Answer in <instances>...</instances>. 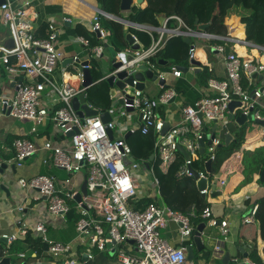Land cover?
Instances as JSON below:
<instances>
[{
	"label": "built area",
	"instance_id": "2783aa9c",
	"mask_svg": "<svg viewBox=\"0 0 264 264\" xmlns=\"http://www.w3.org/2000/svg\"><path fill=\"white\" fill-rule=\"evenodd\" d=\"M34 2L35 0H5L0 6V28H10L16 42V49L13 51L0 48V65L8 75L16 78L15 87L18 88L13 97L0 94V120L9 116L20 121H30L34 125L32 133H37L39 126L52 120L56 133L65 136L73 133L67 144H56L52 140L44 143L42 149L51 152V159L44 163H51L69 175L64 182L68 188L71 184L70 177L87 166V196L83 197L81 202H76L78 193L68 189L64 197L63 191L57 189L55 176L38 175L29 180L21 179L20 188L24 191L36 192L40 199H46L47 215L50 218H67L72 210L68 200L75 201L76 209L80 214V219L76 223L78 237L88 240L89 245L100 252L115 250L122 264H187L186 248L171 246L161 237V231L170 224H175L179 227L182 241H190L197 229L192 222L195 218L204 220V223L210 227L218 228L221 237L226 240L230 233L229 223L222 220L221 225H217L218 220L213 216L211 201H208V206L200 216L197 215L195 208L186 215L171 207L159 206L155 202L149 203L144 209H135L132 206V201L140 198L141 184H143L141 179L147 181L148 171L153 181V189L155 188L154 197L159 194V180L155 175L154 166H150L147 171L146 162L133 160L132 148L125 138L130 128L127 123H120L119 120L131 121L134 113L139 115L141 118L139 131L142 135L154 134L156 138L154 158L158 162L159 169L165 174L171 173L181 161L176 176L194 179L192 165L197 161H203L204 167L201 171H196L198 178L195 181L197 184L202 180L206 181V188L200 190V195L208 200L213 194L211 187L216 182L206 165L209 162L213 164L217 160L218 149L223 145L222 138L217 132L221 133L240 115H244L247 121L251 122L264 120L260 114V101L264 97V92L255 90L250 94L241 83L245 76L251 87L254 79L264 74V64L259 59L244 57L237 52L236 47L240 43L237 37L232 36L231 26L228 27L227 36H218L205 31L195 32L186 27L178 17H173L179 23L177 29H169L168 21L157 29L129 22L127 23L129 29L145 32L151 37L155 33L158 38H153L152 45L147 49L133 50L132 47H127L115 50L116 62H122L123 54L131 56L132 60L123 63L119 69L108 67L97 81L93 77L94 82H97L95 85L106 83L108 78L117 76L121 72L133 77L143 65L148 71L153 72L158 80L165 81V85H161L162 93L158 97H149L145 91L136 89L139 81L134 80L132 85L117 90L115 98L118 102L108 109L107 113L111 116L108 123L102 121L104 112L88 103L89 108L97 111L98 115L81 117L74 109L72 101L82 94L87 99V91L91 88L82 86L83 70L89 69L92 72L103 66L104 54L112 45L109 41L111 31L104 25L103 19L114 18L99 9L94 12L90 21V30L98 44L92 45L91 41L83 36L75 38L91 58L87 66L75 69L74 76L80 82V86L77 87L67 80L60 81L56 78L60 65L66 59L59 38L60 33L50 27L52 32L48 38L35 36L40 13L35 8ZM186 36L225 42L224 45L217 46L216 50L224 54L227 79L223 81L209 79L203 90V96L194 105L183 108L182 122L170 126L169 130L163 133L166 120L162 117L160 108L179 97L178 92L171 85L167 86V82L171 78L181 79L184 74L176 67L170 72L163 71L160 68L158 55L169 39ZM133 38L134 45H139L138 39L135 36ZM228 44L234 45V49L226 54ZM244 44L251 46V43L246 41ZM196 53V46L191 45L190 61H195ZM73 61L77 62L79 58L74 57ZM20 77H24L21 84L18 81ZM234 101L241 103L236 115L232 114L229 108ZM206 124L217 125L214 139H207L210 134L206 131ZM115 129H118L120 136L111 140L108 131L114 132ZM203 141H206L205 152L201 155L200 143ZM208 141L211 144H208ZM12 146L15 153L13 163L18 168L41 149L24 137L14 140ZM181 147L188 153L189 158L182 154ZM127 161L132 164L127 166ZM1 163L3 161L0 160V165ZM219 184L224 186L225 182L221 181ZM24 210V207L18 209L21 217H24ZM256 212L257 207L251 211L249 217L244 218V223H254ZM21 233L26 235V229ZM35 233L48 245L55 264H76L75 260L70 259L73 255L72 246L50 241L43 223L36 226ZM17 237V235L3 236L9 243L16 241ZM130 244L135 246L137 253L132 252ZM221 250L222 247L218 245L214 252L218 254ZM88 258L92 259L93 256L89 254ZM246 264L255 263L248 260Z\"/></svg>",
	"mask_w": 264,
	"mask_h": 264
},
{
	"label": "crops",
	"instance_id": "0c3cea01",
	"mask_svg": "<svg viewBox=\"0 0 264 264\" xmlns=\"http://www.w3.org/2000/svg\"><path fill=\"white\" fill-rule=\"evenodd\" d=\"M34 5L40 13L38 28L49 25L54 30H58L60 42L66 54L65 60L72 61V63L68 62L66 66L60 65L56 78L60 81L63 79L67 80L74 86H80L79 80L74 76L76 73L75 69L80 66L73 59L74 57H78L81 62H89L91 58L89 53L75 41V38L83 36L89 39L92 45L98 44L96 37L91 33L90 21L94 12L97 9H101L99 0H35ZM145 5L146 2L138 7H144ZM122 14L127 17L129 13ZM113 17L112 21L114 23H111V28L115 31V35L119 40H124L123 48H131L127 41V36L132 35L138 39L140 48L144 49V45L140 40V34L145 32L133 29H131L132 32H129L130 29L127 26L128 20ZM161 17L166 16L161 15L158 17L159 27H162L164 23V20L161 21ZM166 18L169 22V18ZM226 25L233 28L231 30L232 36L239 39L240 44L236 47L237 52L244 57L250 56L254 59H259L264 64V47L253 43H251V46L244 44V41H248L246 40L245 26L242 24L241 18L236 15L231 16L226 20ZM168 28L177 29L179 28V23L177 27ZM200 31L202 30L199 27L195 32ZM151 38L153 42L154 37ZM157 38L158 35L154 39ZM111 40L112 38L109 40L112 44ZM191 40L192 45L197 48L195 61L199 62L200 66L191 65L189 72L187 74L183 73L184 76L181 79L171 78L167 82V86L171 85L179 94V97L175 101L160 108L162 117L170 126H175L182 122L183 108L187 105H194L203 96V90L206 88L209 79L214 78L219 81L227 79L224 54L216 50L217 46L224 45L225 42L199 37H192ZM112 45L111 49L118 50L115 46L112 47ZM233 49L234 45H226V54L232 52ZM110 58L111 52L107 50L102 60L103 66L91 72L95 81L103 76V73L100 74V71L104 72L107 70ZM166 66H168V62ZM166 66H161L160 68L163 71L170 72L172 68H162ZM204 71H206L205 75H203ZM9 77L10 75L0 65V94L10 98L16 94V87L15 85L13 86V81ZM148 81H146L145 94L149 97H158L163 90L161 85L155 83L156 86H150L147 90ZM96 86L98 87V85H94L91 88H95ZM263 87L264 74L254 79L251 86L252 89L249 92L252 94L253 91L260 90ZM100 90L104 92L103 95H105L106 99L95 101L92 96L89 97L90 90H88L87 101L89 98L95 104L105 106L108 112V109L118 101H114L113 99L115 98H111L110 89L107 85L103 84ZM87 103L89 104V102ZM260 106V114L264 117V97L260 101ZM238 112L239 110L236 108L234 114L236 115ZM102 115H105V113ZM119 122L123 124L127 123L130 128V131L125 135L126 141L131 138L130 141L134 142L137 140L134 137L143 136L139 131L141 120L138 114L134 113L131 121L120 119ZM260 122H264V120ZM235 123L236 120H233L221 133L217 132L222 138L223 145H225V138L229 134L232 135L234 141L235 134L238 131ZM245 125L249 126L246 132V139L240 145V149L223 162L217 174H213L217 192L212 194L213 196L211 195L208 200L203 199L206 203L211 201V204L226 202L225 216L222 220H226L229 223V236L224 240L218 228L209 226V229L202 237V243L205 246L204 250L201 252L197 250L194 237L190 240V245L195 250V257L193 261H188L187 264H246V261H251L249 254L254 248H257L260 257L264 261V242L260 236L259 224L255 220L251 224L244 223V218L249 217L251 211L257 207L259 200L264 198V183L260 181L261 172L264 169V125L257 121H247ZM33 126V123L30 121H20L9 116H5L0 120V160L8 165L4 173L0 174V188H3L0 190V259L11 257L13 264H55V259L50 254L48 245L42 237L35 233L36 226L39 223H43L46 226L47 237L50 241L70 244L72 246L73 255L70 256V259L75 260L76 264H122L118 260L117 255L112 253L115 250L100 252L92 248L88 240L79 238L76 224L69 219L72 217L71 214L65 219L48 217L46 199H40L36 192L24 191L20 188L19 181L21 179L29 180L38 175L55 176L57 178V189L63 191L62 195L65 197L68 189L80 193L88 175V167L86 166L81 172L73 176L68 188L64 182L69 178V175L51 163H44V161L51 159V152L45 151L42 147L49 140H52L56 144H67L70 141V137L56 133L52 120H48L45 124L39 126L37 133H32ZM214 127L215 125L206 124L207 133L212 134ZM132 130L135 131L133 132ZM113 134L115 138L120 136L118 129H115ZM23 137L33 141L41 149L36 155L28 159L22 167L18 168L13 163L15 153L12 145L14 140ZM133 160L136 161L134 153ZM154 161L155 158L150 163ZM13 166L14 169L12 168ZM82 171L85 172L82 173ZM149 173L148 171L146 174L148 178L146 183H143L146 184V187L141 184L139 201L141 199H150L159 206H168L174 209V206L165 202L160 184L159 194L154 197L155 188L153 189V181L149 177ZM166 175H169L174 181L179 182V188H176L177 191H180L186 184H189L188 178H178L175 170ZM221 181L225 182L224 186L219 184ZM195 186L196 192H200L196 182ZM180 192V195L184 193L183 190ZM193 194L196 193H187L189 197L193 196ZM76 202L68 200L72 210H74V207L76 209ZM19 207H24V217H21L18 212ZM184 207L187 209L189 204H186ZM193 208L197 210L196 206L193 205L188 211L191 212ZM21 222L25 227L20 224ZM23 229H26V235L21 233ZM4 235H17L18 237L16 241L9 243L3 238ZM161 237L175 248H186L187 246L185 245L189 242L182 241L179 227L175 224H170L166 229H163ZM218 245L222 247V250L216 254L214 251ZM130 246H132V252L137 253L135 246L133 244H130ZM203 251L209 254V259L206 258V254ZM228 253L230 254V259L225 262L224 257ZM89 254L93 256L92 259L88 258ZM197 254L198 257L195 259ZM245 254L248 255L247 258L244 257Z\"/></svg>",
	"mask_w": 264,
	"mask_h": 264
},
{
	"label": "trees",
	"instance_id": "16d2710c",
	"mask_svg": "<svg viewBox=\"0 0 264 264\" xmlns=\"http://www.w3.org/2000/svg\"><path fill=\"white\" fill-rule=\"evenodd\" d=\"M120 2L121 0H99L101 9L107 14L126 19L131 23L149 25L158 28V17L164 15L169 18L167 24L168 27L174 28L177 27L178 22L173 19V17H178L183 21L186 27L193 31H196L200 26H208L205 32L218 36L228 35L226 20L229 17L236 15L241 18V22L245 26L246 40L257 46L264 47V0H145L146 5L144 7H134L127 17L121 13ZM197 20L198 24L196 23ZM103 22L111 31V41L113 46L118 50L122 49L124 46V40H119L116 37L115 31L111 28V22H108L106 19H103ZM51 32L49 25L42 26L38 28L35 36L37 38L46 39L50 36ZM129 32H132V30L130 29ZM156 36L157 35L154 33L153 37L156 38ZM140 40L145 49L152 45V38L147 33L140 34ZM191 45L192 40L191 44L187 45L184 42L183 37L169 39L165 48L158 55L159 60L163 57L164 61L168 62L169 67L166 66L162 68L191 67L192 64L189 60V49ZM205 72L206 71L203 72V75H205ZM241 83L245 90L250 91L252 89L245 76H243ZM102 84L107 85V83ZM87 102L102 110V112H107L105 106H99L89 98ZM235 124L238 129L235 134V139L228 147L218 149L217 160L213 163L211 168L212 174H217L223 162L230 158L234 152H237L240 149V145L246 139V132L249 125L240 126L237 123ZM134 138L137 140L133 142L130 141V138L127 143L132 148L136 161L149 162L151 156L154 155L155 150L156 138L154 134L150 133L149 135L137 136ZM179 163H181V161H179ZM179 163L171 172H174V170L177 171ZM150 164V166L155 167L156 177L159 180L160 189L162 190L161 192L165 202L174 206L175 210L186 215L190 214L188 210L195 205L197 208L196 213L200 216L208 206V202L206 203V201L203 200L204 198L200 195V192H196V181L193 178H188L189 184H186L181 188L184 193L180 195L181 190H176V188H179V182L174 181L169 175L164 174L159 169L157 161ZM246 166H248V164H246ZM203 167V161H197L192 165V168L195 171H201ZM187 193L196 194L189 197ZM151 202L152 200L150 199H141L140 201L135 200L132 201V206L135 209H144ZM186 204H189L187 209L184 207ZM70 214L72 215V217L69 218L70 221L76 224L80 219V214L75 207ZM203 221L204 220L200 218L192 219L195 227L200 225ZM255 221L259 224L260 236L264 242V198L259 200L257 204ZM190 244L191 241L185 246H189ZM203 253L206 254V258L209 259V254L206 251H203ZM197 257L198 254L195 259H197ZM249 258L251 259V262L255 264H264L257 248L252 249Z\"/></svg>",
	"mask_w": 264,
	"mask_h": 264
},
{
	"label": "water",
	"instance_id": "95a60500",
	"mask_svg": "<svg viewBox=\"0 0 264 264\" xmlns=\"http://www.w3.org/2000/svg\"><path fill=\"white\" fill-rule=\"evenodd\" d=\"M4 1L5 0H0V6L4 3ZM144 3H145V0H121L120 10L122 13H130V12H132L134 7L142 6ZM99 10L103 13H106L102 9H99ZM0 16H1V12H0ZM161 21L164 22L163 23V25H164L167 21V18L161 17ZM196 23L198 24V20ZM207 27L208 26H200V30L205 31L207 29ZM183 40L187 45L191 44V38L190 37L186 36L183 38ZM127 41L129 42V45L133 48V50H139L140 49V45H134V38L132 35L127 36ZM0 48L5 49L7 51H13L16 49V42H15L14 35H13L10 28L0 29ZM108 50L111 52V58H110V61L108 63V67H110V68L112 66V68H114V69H119L123 63L129 62L132 60L131 56H126L125 54H123L121 56V58L123 59L122 62H116V59H115L116 51L114 49H111V48H108ZM68 62L72 63V61L65 60L62 63V65L66 66V64ZM77 64L80 67H84V66L88 65V62L77 61ZM159 64H160V66H166L167 62L164 61V59L162 57L159 60ZM191 64L194 66H200V63L196 62V61H191ZM178 69L181 70L184 74H187L189 72V68L178 67ZM261 78H263V77H261ZM9 79L13 81V86H14L16 83L15 82L16 78L14 76H10ZM23 80H24V77H20L18 79L19 84H21L23 82ZM134 80L139 81V84L136 87V89H139L142 91H144L146 89V81H148V80L152 81L156 84H159V85H165L164 80H158L157 76L153 72L148 71L147 68L142 65L139 67L138 72L133 77H128L126 72H121V73L117 74V76H112V77L107 79L106 83L110 89L111 98L116 97L117 90H123V89H125L126 85H132ZM93 85H95V82L93 80V76H92L91 71L89 69L83 70L82 86L84 88L89 89ZM16 90H18V88H16ZM260 91L264 92V87L262 89H260ZM253 93L254 92H252V94ZM72 104H73L74 109L78 112V114L81 117H95L98 115L97 111H94V110L89 108V106L87 104V99H86L84 94L79 95L78 97L74 98L72 101ZM240 106H241V103L239 101L232 102L229 105L231 113L234 114L235 109L239 108ZM8 113H9V111H8ZM110 120H111V116L109 113H105V115L102 116V121L104 123H108ZM140 120H141V118H140ZM257 122L264 125V122H260V121H257ZM236 123H238L241 126H244L247 123V118L244 115H240L236 118ZM169 128H170V125L168 123H166L165 128L163 130V133H166L169 130ZM216 130H217V125L213 129V133L207 136V139H214L216 136V133H215ZM73 135H74L73 133H70L67 136L72 137ZM108 135H109V138L111 140L114 139V134H113L112 130L108 131ZM232 141H233L232 135H230V134L227 135L225 138V145H221L219 148H222L223 146L228 147ZM205 142L206 141H203L200 143V146H201L200 154L201 155H204V152H205ZM208 144H211V142L208 141ZM180 151L182 152V154L186 158H189L188 153L185 151L184 148L181 147ZM153 160H154V155L151 156V159L149 162H152ZM149 162L145 164L147 170H149V168H150ZM131 164H132L131 162L127 161V166H129ZM211 165H212L211 162H209L206 165V168H207L209 173L211 172ZM7 168H8V165H6L5 163H1L0 174H3ZM12 168L14 169V166ZM192 170H193L192 172L194 174V179H197L198 178L197 172L194 171V169H192ZM260 181L262 183H264V169L261 172ZM198 188H199V190H204L206 188V181L202 180L201 182H199ZM216 188H217L216 185H212L211 189H212L213 194L217 192ZM1 189H3V188L1 187L0 190ZM86 196H87V182L84 183V185L82 186L81 192L78 193L75 200L77 202H81L82 198L86 197ZM211 208H212L214 218H216L218 220L217 225L220 226L221 221L225 216L226 202H223L221 204H212ZM208 229H209V226L206 223L200 224L196 229V232L194 235V242H195L196 248L199 252H201L205 248V246H203V243H202V237L207 232ZM108 247L110 248L111 245H109ZM186 251L188 254L187 260L190 262L193 261L194 257H195V250H194L193 246L192 245L187 246ZM241 251L244 252L243 249H241ZM112 253L114 254L115 251H112ZM244 257L247 258L248 255L245 254ZM229 259H230V254L228 253L225 255L224 261L226 262ZM0 264H13L12 258L11 257L2 258ZM24 264H27V263H24Z\"/></svg>",
	"mask_w": 264,
	"mask_h": 264
},
{
	"label": "rangeland",
	"instance_id": "374dc122",
	"mask_svg": "<svg viewBox=\"0 0 264 264\" xmlns=\"http://www.w3.org/2000/svg\"><path fill=\"white\" fill-rule=\"evenodd\" d=\"M108 21V20H107ZM108 22H111V23H114V21H112V20H110V21H108ZM116 24V23H115ZM101 73H103L102 71H100V74ZM173 79V78H172ZM98 85V87L96 86L95 88H91V89H89L90 91H89V97H93L94 99L93 100H95V101H97V100H99V101H101L102 99H106V97H105V95H103L104 94V92L103 91H101L100 90V87H102V83H98L97 84ZM147 85H148V88H147V90L149 89V87L150 86H156L155 85V83H153L152 81H148L147 82ZM259 85V84H258ZM114 101L116 100V98L115 99H113ZM85 171H82V173H84ZM139 174V173H138ZM71 179H73V176L71 177ZM143 181V183H146V180H143V179H141V182ZM142 185H144L145 187H146V184H142ZM143 190H144V188H143Z\"/></svg>",
	"mask_w": 264,
	"mask_h": 264
}]
</instances>
